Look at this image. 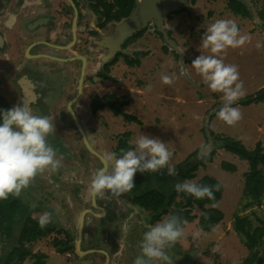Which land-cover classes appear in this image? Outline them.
Masks as SVG:
<instances>
[{"label": "rangeland", "instance_id": "374dc122", "mask_svg": "<svg viewBox=\"0 0 264 264\" xmlns=\"http://www.w3.org/2000/svg\"><path fill=\"white\" fill-rule=\"evenodd\" d=\"M198 1L193 8L169 16L166 22L171 38L185 55L187 73L180 72V54L168 46L170 52L167 51L165 39L163 42L155 31H145L132 45L144 53L129 58L136 66L125 74L122 85L132 88L134 98L131 100L134 104L126 113L136 115L141 123H129L126 115L130 117V114H124L119 124L132 126L118 131L120 136L124 131L131 132L129 141L135 149L124 161L125 165L117 166L121 176L116 182L119 181L120 189L107 208L109 219L105 222L88 211L82 244L84 249L111 253V264H244L250 251L243 237L235 231V221L240 216L249 218L254 226L264 224V195L255 202L244 194L250 163L216 145L212 150L216 151L213 160L201 166L196 178L188 181L197 183L208 176L223 184L222 198L214 207L224 213V219L214 230L201 229L199 222L203 212L195 207L196 218L180 228L177 235H170L167 223L171 214L151 223L154 214L135 204L128 189H133L128 179L133 170H137L140 156L146 155L149 159L155 149L159 150L167 161V171L172 172L196 151L201 150L202 154L209 145L208 127L218 136L242 141L249 150L255 149L258 142L264 147V102L224 108L231 99L264 89V19L261 16L264 0H236L250 16L234 14L230 0ZM119 67V75L124 76L126 67L121 64ZM17 127L23 130L25 125L19 121ZM97 128L103 131L101 126ZM71 134V137L76 135L73 128ZM32 135L36 142H41L42 133ZM60 147L67 155L63 157V165L68 168L61 174L56 172L55 179L49 177L46 189L30 195L28 184L18 187L17 177L11 174L5 157L0 158V184L9 194L22 200L25 215L30 213L32 219L50 223L54 228L41 240L26 244L33 253L46 254V264H104L105 253L101 251L79 256L76 248L59 253L54 246L57 241L75 245L81 216L93 209L94 176L101 169V164L86 153L79 142ZM83 156L86 163L80 161ZM224 162L236 166V171L225 170ZM249 203L253 205L248 206ZM108 212L104 214L106 217ZM19 219L20 215L16 223ZM19 230L17 226L16 233ZM10 244L12 249L17 241ZM260 251L264 257V238ZM23 264H32V260L27 259Z\"/></svg>", "mask_w": 264, "mask_h": 264}, {"label": "flooded vegetation", "instance_id": "af4514ba", "mask_svg": "<svg viewBox=\"0 0 264 264\" xmlns=\"http://www.w3.org/2000/svg\"><path fill=\"white\" fill-rule=\"evenodd\" d=\"M196 1L190 0L191 6L180 10L193 8ZM237 2L235 0L234 4L238 6ZM231 3L232 0V10ZM106 9L116 15V0H0V158H6L11 174L15 173L17 177L18 187L24 188L28 184L30 195L46 189L49 177L55 179L56 172L61 174L68 168L63 165V157L67 155L60 145L79 142L85 152L101 164L100 171L94 176L96 206L92 204V207L95 209L83 213L81 248L89 219L87 212L95 217L101 215L105 222L109 219L107 208L120 189L119 181L116 182L121 176L117 166L125 165L124 161L135 149L127 151L131 132L124 131L120 136L118 131L121 127L127 130L132 126L119 124L124 114H130L126 109L134 104L132 88L122 85L125 74L136 66L130 59L136 53H143L132 45L148 30L158 33L164 42L163 34L154 30L152 23L126 39L121 48L111 54V50H106L101 43L103 37L111 35L115 26L130 15L108 21ZM120 64L126 67L124 76L119 75ZM19 121L25 125L23 130L17 127ZM128 122L137 123L132 119ZM94 125L101 126L103 131ZM72 128L76 133L74 137H71ZM37 132L42 133L41 142H36L32 135ZM86 140L104 161L88 149ZM155 152L156 149L149 159L146 155L140 156L137 170L134 169L128 179L133 187H128L131 195L136 192L132 179L150 169ZM81 157L80 161L86 163L85 156L84 159ZM104 179L117 188L114 195L109 196L112 189L110 194L106 192ZM132 201L138 205L134 197ZM78 240L79 233L75 248ZM82 251L90 255L103 250L83 247ZM104 253V264H111V253Z\"/></svg>", "mask_w": 264, "mask_h": 264}, {"label": "trees", "instance_id": "16d2710c", "mask_svg": "<svg viewBox=\"0 0 264 264\" xmlns=\"http://www.w3.org/2000/svg\"><path fill=\"white\" fill-rule=\"evenodd\" d=\"M116 2L118 11L114 17L111 15V10L106 9V20L108 21L113 18L121 20L128 17L135 6V0H116ZM232 2V11L235 14L250 16V12L240 2H237L238 6L234 4L235 0ZM182 11L178 10L174 14H180ZM261 16L264 19V9L261 11ZM164 48L169 51L167 46ZM177 56L179 58V55ZM261 102H264V89L253 95L231 99L224 108L250 106ZM126 117L141 123L137 117H129V115ZM208 128L210 131V127ZM210 132L215 139L216 146L250 163L251 171L246 176L244 194L251 197L255 202L260 200L264 195V147L262 143L258 142L255 149L249 150L240 140L231 136L221 137L212 131ZM127 145V151L130 152L134 146L132 144ZM155 153L156 157L150 164V169L136 174L132 179V184L135 186L134 190H136L132 197L139 206L154 214L151 223H156L164 215L171 214L172 217L168 221L167 227L170 235H177L180 228L185 227L186 223L192 222L196 218L193 209L198 207L203 212L199 222L201 229L207 232L214 230L224 219V213L214 207L222 198L223 184L208 176L197 181V183H189L188 181L196 178V172L201 166L213 160L216 151L199 158L201 150H198L186 161L178 164L172 172L167 171L168 169L165 167L167 161L162 153L159 150H156ZM193 158L195 159L193 160ZM223 168L231 172L236 171V166L227 162L223 163ZM172 187H174L173 190H171ZM251 205L253 203L248 204V206ZM21 207L22 200L9 194L0 184V264H23L27 259H31L32 264H46L47 255L42 252L33 253L26 244H33L41 240V238L52 233L54 228L51 227L50 223H40L32 219L30 213L25 215L24 209ZM18 215H20V219L16 223ZM17 226H20V233H16ZM235 231L243 237V242L250 251V255L244 264H261L264 262V257L260 255V248L263 246L264 224L254 226L249 218L239 216L235 221ZM15 240L17 245L11 249L10 243ZM54 246L60 253L75 249L73 244L70 245L66 241H57Z\"/></svg>", "mask_w": 264, "mask_h": 264}, {"label": "water", "instance_id": "95a60500", "mask_svg": "<svg viewBox=\"0 0 264 264\" xmlns=\"http://www.w3.org/2000/svg\"><path fill=\"white\" fill-rule=\"evenodd\" d=\"M135 2L136 4L131 15L127 19L118 23L111 35H105L103 37V41L101 42L102 45L106 47V50H111L110 53L113 54L117 49L121 48V45L126 39L132 37L148 25L154 23V30H158L163 34L165 43L169 49L180 54V65L182 68L180 72L187 73L184 69L186 67L184 59L185 55L183 54L181 48H179L178 44L171 38L165 22L168 16H171L174 12L180 10V8L184 6H191L190 0H135ZM207 134L209 138V145L202 150L201 158L209 155L216 145L215 139L209 130H207ZM83 135L86 139L85 134ZM86 145L92 153L103 159V157L91 147L87 140ZM104 187L108 194H110L111 189L113 190L109 196H112L115 192H117V188L107 179H104ZM93 200V204L96 206L95 195ZM103 211L105 212V209H103ZM80 223L81 225L79 227V240L76 246V253L77 255L82 256L83 254H86V252L82 251L81 248L84 231V214L81 216Z\"/></svg>", "mask_w": 264, "mask_h": 264}, {"label": "clouds", "instance_id": "9594fccd", "mask_svg": "<svg viewBox=\"0 0 264 264\" xmlns=\"http://www.w3.org/2000/svg\"><path fill=\"white\" fill-rule=\"evenodd\" d=\"M70 252V251H69ZM60 253V252H59Z\"/></svg>", "mask_w": 264, "mask_h": 264}]
</instances>
